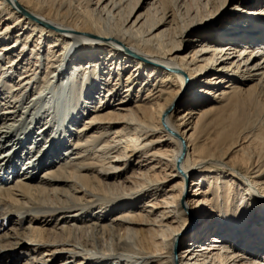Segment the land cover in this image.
Instances as JSON below:
<instances>
[{
	"label": "bare ground",
	"instance_id": "bare-ground-1",
	"mask_svg": "<svg viewBox=\"0 0 264 264\" xmlns=\"http://www.w3.org/2000/svg\"><path fill=\"white\" fill-rule=\"evenodd\" d=\"M249 1L0 0V264H264Z\"/></svg>",
	"mask_w": 264,
	"mask_h": 264
},
{
	"label": "rangeland",
	"instance_id": "rangeland-1",
	"mask_svg": "<svg viewBox=\"0 0 264 264\" xmlns=\"http://www.w3.org/2000/svg\"><path fill=\"white\" fill-rule=\"evenodd\" d=\"M184 1V4L186 5L185 8L186 9H189L191 11L194 10L195 8V5H196V1L200 3L203 2V0H183ZM221 2L225 1V0H220ZM254 1V3H252ZM256 0H250L249 1V4L252 6L254 5L253 7L251 6H248V8L245 10V14H244V17H246V24H244L243 26H252V27H261V24H259L260 22V19L258 17H256L254 15V13L256 14V8H259V7H264L262 5H264V1L261 2V1H257V3L255 2ZM227 23L230 22L228 19L226 20ZM225 25V24H224ZM215 33V32H214ZM214 37V36H213ZM189 190H190V187H189ZM237 205V204H236ZM214 220H217V218H214ZM215 225V224H214ZM209 229H211L209 227ZM262 232V230L260 229H253L252 231H250L251 235L253 237H255L257 239V241H259V244H263L264 245V236L262 234H260ZM260 234V235H259ZM263 237V238H262ZM261 240V241H260ZM254 241V240H253Z\"/></svg>",
	"mask_w": 264,
	"mask_h": 264
}]
</instances>
